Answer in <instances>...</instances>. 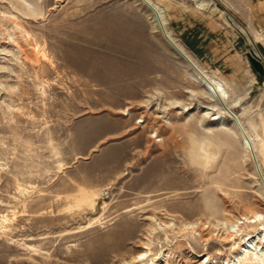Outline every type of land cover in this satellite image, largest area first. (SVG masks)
<instances>
[{
    "label": "rangeland",
    "instance_id": "obj_1",
    "mask_svg": "<svg viewBox=\"0 0 264 264\" xmlns=\"http://www.w3.org/2000/svg\"><path fill=\"white\" fill-rule=\"evenodd\" d=\"M263 179L264 0H0V264L224 259Z\"/></svg>",
    "mask_w": 264,
    "mask_h": 264
},
{
    "label": "bare ground",
    "instance_id": "obj_2",
    "mask_svg": "<svg viewBox=\"0 0 264 264\" xmlns=\"http://www.w3.org/2000/svg\"><path fill=\"white\" fill-rule=\"evenodd\" d=\"M148 2V1H147ZM202 5V3H200V6ZM150 7V6H149ZM156 10V9H155ZM154 11V10H153ZM154 17L156 19V21L158 22L159 26H160V30H162V19H161V13L159 10H156L154 12ZM164 27V26H163ZM166 31V34L169 36V38H167L165 36V34H163L166 42L171 46V47H174V45L172 44V40H170V35L169 33L167 32V30L165 29ZM163 32V31H162ZM172 41V42H171ZM177 47V46H176ZM175 48V47H174ZM178 48V47H177ZM179 49V48H178ZM177 49V50H178ZM180 50V49H179ZM182 53H180L182 55V57H184L186 60L187 59H190L188 57V55L183 52L182 50H180ZM257 56V55H256ZM258 58V57H257ZM259 59V58H258ZM188 61V60H187ZM189 62V61H188ZM195 68L196 66L193 65ZM197 69V68H196ZM198 73L201 74V71H199L197 69ZM205 84L206 86H208V91L209 94L213 97H216L218 98V100L220 101V103L224 100L225 98V93H226V90H224V87L222 86L221 83H215L213 82L210 78H206L205 79ZM224 108L229 111V113L231 114L232 111L225 105ZM232 117L234 118V121H236V115L234 113H232ZM240 128V127H239ZM240 130L242 131L243 133V136H244V139H245V144H246V148L250 149L251 151H253L252 147H251V144L249 142V138L247 137V134L245 133L244 129L240 128ZM254 148V147H253ZM254 155V159H255V163H256V170H257V173L258 174H261L260 171V166L258 167V164H257V157H256V154L253 153ZM256 157V158H255ZM264 181V179H263ZM262 181V183H264ZM264 185V184H263ZM257 216H260L259 214H257L254 218L252 219H249L248 216H245V215H242L241 218H244V219H248L249 222H255L256 221V217ZM158 219V218H157ZM245 221V220H244ZM240 223V222H238ZM158 225H160V222L158 223ZM156 226V225H155ZM148 239L147 241L142 245V248L144 249L143 251L141 252H138L137 254H135L134 256H132L130 258V260L127 261L126 264H132V263H138V262H142V261H145L149 256V253H150V245H151V239H150V234L148 235ZM232 236V234H231ZM245 238V237H244ZM228 241V240H227ZM250 253H255V258H263L264 257V233L263 234H259V233H256V234H253V235H249L247 238L243 239L242 242L240 243L238 249L235 251L234 254H232V256L230 257H226V258H220V257H217V258H211L209 257L208 255L205 257V259H202V261L199 263V264H205V263H214V264H217V263H224V264H237L238 262H240L239 260L242 259V258H248L250 259ZM169 257V256H168ZM171 257V256H170ZM158 258V257H157ZM252 258V257H251ZM254 259V258H253ZM148 260V259H147ZM157 260V259H156ZM264 260V259H263ZM159 263V262H158ZM158 263H154V264H158ZM264 264V263H263Z\"/></svg>",
    "mask_w": 264,
    "mask_h": 264
},
{
    "label": "water",
    "instance_id": "obj_3",
    "mask_svg": "<svg viewBox=\"0 0 264 264\" xmlns=\"http://www.w3.org/2000/svg\"><path fill=\"white\" fill-rule=\"evenodd\" d=\"M152 9H154L153 7H152ZM162 31H163V34H165V36L167 37V38H169V36L166 34V31H165V28L164 27H162ZM171 40V39H170ZM172 42V41H171ZM172 44L174 45V43L172 42ZM174 47L176 48V50L178 49L177 47H176V45H174ZM180 52V53H182L179 49L177 50V52ZM183 54V53H182ZM188 61H189V63H191L192 65H194L193 64V62L190 60V59H187ZM233 115V114H232ZM237 121V120H236ZM240 125V124H239Z\"/></svg>",
    "mask_w": 264,
    "mask_h": 264
},
{
    "label": "crops",
    "instance_id": "obj_4",
    "mask_svg": "<svg viewBox=\"0 0 264 264\" xmlns=\"http://www.w3.org/2000/svg\"><path fill=\"white\" fill-rule=\"evenodd\" d=\"M211 79V78H210ZM213 82H215L213 79H211ZM216 83V82H215Z\"/></svg>",
    "mask_w": 264,
    "mask_h": 264
}]
</instances>
